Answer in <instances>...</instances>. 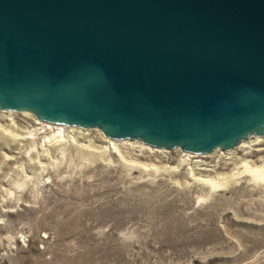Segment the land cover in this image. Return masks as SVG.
<instances>
[{"label":"water","instance_id":"95a60500","mask_svg":"<svg viewBox=\"0 0 264 264\" xmlns=\"http://www.w3.org/2000/svg\"><path fill=\"white\" fill-rule=\"evenodd\" d=\"M192 154L264 135V0H0V109Z\"/></svg>","mask_w":264,"mask_h":264},{"label":"rangeland","instance_id":"374dc122","mask_svg":"<svg viewBox=\"0 0 264 264\" xmlns=\"http://www.w3.org/2000/svg\"><path fill=\"white\" fill-rule=\"evenodd\" d=\"M2 110L20 129L38 127L22 116L40 119L30 111ZM65 127L63 144L46 150L0 136V264H264V182L234 174L213 190L191 179L263 165L262 143L244 147L248 136L179 166L187 152L178 146L159 153L139 138L111 139L123 163L80 148L104 146L102 129Z\"/></svg>","mask_w":264,"mask_h":264},{"label":"bare ground","instance_id":"6f19581e","mask_svg":"<svg viewBox=\"0 0 264 264\" xmlns=\"http://www.w3.org/2000/svg\"><path fill=\"white\" fill-rule=\"evenodd\" d=\"M14 114L15 113H12L10 111H3V110L0 111V120L5 118L6 120L8 119L10 121L9 124H7V125L0 124V136H1V138L4 141H6L8 143H11L13 145L19 146L18 149H20L22 146L24 147V143L29 141V140H32L31 144L33 145V148H37V149H45V147H52L53 148L54 146L60 145V143H62L64 141V134H65V130L67 131V127L60 126V125H53V124H49V123L43 122L40 119L33 117L31 114L24 112V113H22V116L28 117L31 120H33L34 124L38 125V127H33V128H31V130H28V129L23 130V129H20L19 127H17L14 124L15 122H13V119H12V116H14ZM81 129H83V128H81ZM76 130L78 131V129H76ZM69 131H70V129H69ZM69 131H68V133H69ZM71 131H74V130L72 129ZM40 134L41 135L43 134V135L38 137V135H40ZM101 135H102V133H101ZM74 137H76V136H74ZM67 138H68V136H67ZM260 138L261 137H256V139L254 141L249 142V144L245 145L244 147L251 148L254 145L259 144L260 142H262ZM35 139H38V140L36 141ZM101 140H102V142L106 143L104 146L94 145L92 143L93 145H91V144H89V145H87V144L86 145H80V148H82L84 150V152L86 153V155L88 157H91V158H94V159H101L106 154H107V156L108 155H114V156H116V160L117 161H120V162L124 163V159H123V157L121 155L122 153H120V150H119L120 147H118V144L115 141H113L111 139H108L107 136H105V135H102ZM72 142L73 141H71L70 143H72ZM124 142H126V141H124ZM66 143H68V142H65V144ZM135 143L136 142H131V143L126 142V143H121V144L133 145ZM73 144H75V143H73ZM66 145H64V146L66 147ZM77 145H79V144H77ZM139 147H141V150H142V148H144V149H148L149 151H152V152L162 153V152L165 151V150H161V149H157V148H153V147L145 146V145H141V144H140ZM230 153H232V152H230ZM230 153L226 152L227 155L230 154ZM182 156L184 158L180 160V163L178 164L179 166L183 165L184 163H186L185 161L189 160L190 158L202 157V156H196L194 154L192 155L190 153H183V152H182ZM10 159H12V158H10ZM195 162L200 163L199 160H195ZM251 163H253V162H251ZM129 164L130 163H128V165ZM252 165L248 164L247 161H244L242 163V165L239 167V168H242V170L241 169H240V171L236 170L237 172L235 171V173H233L232 175L227 176V177H223L224 180H221V181L217 179V178H219L220 175L216 178L218 181L217 180L215 181V180H213L211 178H206L205 179V178H201V177H194V178H191V179L194 180V181H200V182H202V183H204L206 185H210L213 190L215 188H217V187L224 186L228 182V180H230L231 178L233 180L234 179L233 178L234 174H237L238 177L245 175V176H248L254 182H262L263 183L264 182V164L261 165V166H254V165L252 166ZM146 166H148V165H146ZM174 167H176V166H174ZM171 170H169V171H171ZM174 170H176V169H174ZM201 170H207L208 171L209 169H205V168L203 169L202 168ZM237 176H235V177H237ZM227 178H229V179L227 181H225ZM230 182H232V181H230Z\"/></svg>","mask_w":264,"mask_h":264},{"label":"built area","instance_id":"2783aa9c","mask_svg":"<svg viewBox=\"0 0 264 264\" xmlns=\"http://www.w3.org/2000/svg\"><path fill=\"white\" fill-rule=\"evenodd\" d=\"M257 136H255V135H250V139H249V141L248 142H251L254 138H256ZM259 137H261L260 139H261V141L262 142H260V143H262L263 145H264V135H261V136H259ZM258 145V144H257ZM219 149V148H218ZM222 152V151H221Z\"/></svg>","mask_w":264,"mask_h":264}]
</instances>
